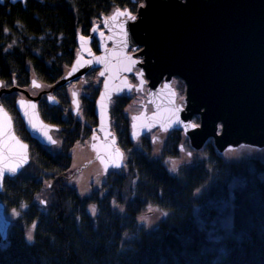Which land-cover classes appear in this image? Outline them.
<instances>
[{"label": "trees", "instance_id": "1", "mask_svg": "<svg viewBox=\"0 0 264 264\" xmlns=\"http://www.w3.org/2000/svg\"><path fill=\"white\" fill-rule=\"evenodd\" d=\"M137 0H25L0 4V80L2 86L27 88L35 77L56 83L74 62L76 36L86 34L94 19L113 7L133 8ZM90 92V91H89ZM63 86L56 105L39 102L40 116L58 125L57 147L50 149L29 137L15 110L18 92L1 96L15 118V131L28 143L29 162L5 177L0 201L6 213L16 210L6 240L0 238V264H264V161L223 159L210 146L199 158L168 160L179 154L176 140L151 155L150 147H133L125 97L109 107L116 142L128 152L123 171L106 174L99 189L80 194L67 181L73 146L97 125L95 95L85 97L79 114H64ZM231 189L227 220L215 230V202ZM133 179L135 181L133 182ZM148 207L164 211L151 229L139 225ZM94 209V211H93ZM33 227L31 241L26 231Z\"/></svg>", "mask_w": 264, "mask_h": 264}, {"label": "water", "instance_id": "2", "mask_svg": "<svg viewBox=\"0 0 264 264\" xmlns=\"http://www.w3.org/2000/svg\"><path fill=\"white\" fill-rule=\"evenodd\" d=\"M7 1L10 4L25 2ZM4 2L5 0H0V4ZM159 4L161 7H167L162 1H159ZM194 5L197 10L193 8ZM151 6H148L147 14L126 28L128 31L123 39L102 54L93 55L88 41L90 38L79 36L77 38L79 52L89 59L74 75L83 74L97 60L115 53H121L122 58L127 45L140 39L143 42L139 43L146 48L162 54L160 58L163 61L180 66L181 63H188L190 71L186 77V93L191 100L198 101L204 106L205 110L201 117L204 126L214 122L222 111V106L227 103L226 112L222 116L223 128L226 130L242 121L245 127L251 129L264 127V0H221L214 4L206 0H188L184 7L173 5L175 6L173 12L169 9L157 11ZM150 24H156L154 35L159 36L161 41L167 40V44L158 47L146 41L148 38H142L145 27ZM167 36L172 37L169 40ZM182 53L184 56L180 57ZM66 80L67 78H63L34 95L26 88L15 85L4 87L0 80V173H2L0 191L4 178L17 175L29 162L28 143L15 132L11 115L3 107L1 96L14 91L22 93L23 96L16 98L14 107L25 130L29 137L40 145L52 146L57 144L53 131L57 130L58 126L45 122L37 105L44 92L48 93L46 94L48 103L57 104L58 101L51 92ZM30 81V87L41 86V82L34 77ZM143 82L142 78L139 79L138 87ZM167 90L168 85L165 84L164 91ZM76 92L73 90L70 93L73 113L78 111L79 106ZM151 97L154 105L160 107L162 113L174 112L172 100L161 105V100L156 94ZM140 121L133 131L136 134L141 133L140 131L148 125L145 116ZM13 168L16 169L15 172L11 171ZM10 223L0 201L2 242L6 240V231Z\"/></svg>", "mask_w": 264, "mask_h": 264}, {"label": "rangeland", "instance_id": "3", "mask_svg": "<svg viewBox=\"0 0 264 264\" xmlns=\"http://www.w3.org/2000/svg\"><path fill=\"white\" fill-rule=\"evenodd\" d=\"M159 1H162L165 6L161 7ZM221 0H207L208 3L214 4ZM188 0H137L133 8L113 7L111 11L102 18L109 25L117 23L121 20L122 26L131 25L139 17L148 13V6L152 5L155 10L163 11L169 9L173 12V5L183 6ZM126 11L128 14L136 17L135 20H130L128 15L116 16L117 11ZM115 18L113 19L112 17ZM120 18V19H118ZM100 21H94V24H99ZM121 25V24H120ZM156 25V24H155ZM120 33L116 34L117 38L113 41H119L125 37L128 29L119 28ZM153 35L146 41L160 47L167 40H159V36ZM167 36V39L170 40ZM140 39L135 40L125 48L124 56L121 58V53L113 56L105 57L99 60L95 65L96 71L90 78L83 80L80 84L77 82L66 83L63 88L65 96L63 109L64 114L70 112L72 105L69 104L70 89L79 88V93L88 95L89 91L95 95V113L98 117V123L89 128V133L84 139H81L73 146L71 165L65 172L67 181L74 185L77 191L82 194L87 187L99 189L105 180L106 174L110 171H123L125 169V161L128 157V152L123 150L116 142L115 131L112 128V119L109 113L111 101L115 97H127L126 104L123 106L122 112L127 119L128 135L130 143L133 147L151 149V155H155L165 146H170L165 140L173 138L179 146V154L176 157H170L168 162L169 170L179 162L193 161L202 153L203 147L210 145L216 153L223 159L228 161L240 160L242 157L258 158L264 161V127L251 129L245 127V123L239 122L233 128L226 130L223 128V117L226 112L227 103L222 106L215 121L208 126L202 123V113L205 110L200 102L191 100L186 93V81L190 71L188 63L171 64L168 61H163L162 54L152 52L148 48L142 46ZM109 44V43H108ZM107 44V45H108ZM106 47V46H104ZM80 54V53H79ZM75 65L69 73L78 69L87 59L80 54ZM184 54L182 53L183 57ZM94 65V64H93ZM118 66V67H117ZM116 67L119 68L117 73ZM154 67V68H153ZM153 68V69H152ZM128 69H131L130 71ZM180 71V72H179ZM102 72L103 75L101 74ZM141 73L144 83L138 88L139 80L132 74ZM109 76L112 77L109 80ZM165 84L168 85V91L163 93ZM40 88L28 86L27 89L33 95L39 89L48 88L47 84H40ZM62 86V84H61ZM93 90H96L93 91ZM152 93H155L161 101L172 100L174 102V112L171 114L162 113L160 107H156L153 103ZM53 95L60 100L58 94ZM23 96L22 93L17 95ZM44 102L41 100L40 103ZM164 104L163 102L160 103ZM11 115L13 125L15 118ZM143 116L148 119V125L143 128L141 133L136 134L134 128L142 120ZM195 125L196 127H189ZM15 130V127H14ZM56 145L48 146L53 149ZM191 153V155H189ZM119 163V167L115 164ZM173 172V171H172ZM135 179H133V182ZM239 180L233 177L228 183V195L225 198H219L215 202L207 203L217 210V218H213L210 224L215 230L223 221L227 220L229 199H231V189L236 187ZM165 212L157 207H148L143 213L138 216L139 225L145 229L154 228L164 217ZM18 215L16 210L6 213L9 221L13 220ZM218 224V225H217ZM33 227H29L26 231V239L31 241Z\"/></svg>", "mask_w": 264, "mask_h": 264}, {"label": "flooded vegetation", "instance_id": "4", "mask_svg": "<svg viewBox=\"0 0 264 264\" xmlns=\"http://www.w3.org/2000/svg\"><path fill=\"white\" fill-rule=\"evenodd\" d=\"M109 11H111V10H109ZM109 11L108 12H106V13H104V14H101L97 19H94V21H100L99 22V24H94V21L92 22V24H91V26L89 27V29H88V31L86 32V34H78L77 36H76V47H77V49H76V51H75V56H74V62H72L69 66H67L66 68H65V70H64V73H63V78H67V80L65 81V82H63V83H60V84H62V86H64L66 83H72V82H77L78 81V83H82L83 82V80L85 81V79H87V78H90L96 71H98V69L96 70V68H97V66L95 65L99 60H102V59H99V60H97L96 61V63L93 65V66H91L90 68H88V69H86L85 70V72L83 73V74H81V75H77V76H75L74 75V73L75 72H77L78 70H80V68L86 63V61L89 59L88 57H86L84 54H82L81 52H79L80 50H79V48H78V44H77V38L79 37V36H84V37H88V38H90V40H88L89 41V46H90V48H91V50H92V52H93V55H99V54H102L104 51H106V49H109V48H112L118 41H113L112 39H114V38H117L115 35L116 34H118V33H120L121 32V30L119 29V28H127V27H129V26H126V27H124V26H122L123 24L121 23V20H119L117 23H113L112 25H109L108 24V22H106V21H104V23H102L101 21H102V18H103V16H105V15H107L108 13H109ZM118 19H120V18H118ZM139 19V18H138ZM137 19V20H138ZM135 22V21H134ZM133 22V23H134ZM121 24V25H120ZM118 32V33H117ZM109 43V44H108ZM133 43V42H132ZM132 43H129L128 45H127V47L126 48H128V46L130 45V44H132ZM108 44V45H107ZM104 46H106V47H104ZM142 46H144L145 47V45H143L142 44ZM146 48V47H145ZM118 52H120V51H118ZM124 52H125V50H124ZM82 55V56H84L87 60L86 61H84L83 62V65H81L78 69H76L75 71H73V72H71V73H69V71L71 70V68H73L74 67V65H75V63H76V61L78 60V57H81L80 56V54ZM115 54H117V53H115ZM115 54H113V55H115ZM113 55H111V56H113ZM124 56V54L122 55V57ZM109 57V56H108ZM118 67V66H117ZM116 67V70H114L115 71V73H117L118 71V69L119 68H117ZM154 68V67H153ZM152 68V69H153ZM102 73H104V72H102ZM101 73V74H102ZM72 75H74V76H72ZM133 76L135 75L137 78H138V80L139 79H143V76H142V74L141 73H137V74H132ZM112 79V77L111 76H109V80H111ZM144 83V82H143ZM143 85V84H142ZM141 85V86H142ZM50 86V85H49ZM61 86V85H60ZM141 86H139L138 88H140ZM45 89H47V88H43V89H39L38 90V92L39 91H41V90H45ZM76 90L77 92V96H78V104H79V106H78V111L76 112V113H73L72 112V108H71V110H70V113L72 114V115H74L75 117L77 116V118H80V115L81 114H79L80 113V111H81V106H82V104H83V101H84V99H85V97H87V95H85V94H81V93H79V88H71L70 89V93L73 91V90ZM93 91H95L96 92V90H93ZM168 91V90H167ZM167 91H163V93L166 95L167 94ZM37 92V93H38ZM36 93V94H37ZM53 93L55 94L56 93V88L54 89V90H52V92H51V94L53 95ZM69 93V94H70ZM91 93H93V92H91ZM90 92L88 93V94H91ZM46 94H48V93H46V92H44V93H42L41 94V98H40V100H39V102H41V100H43L44 101V103L46 102V103H48L47 102V100H46ZM153 94H155V93H152L150 96H152ZM71 99H72V95L70 94V99H69V104L71 103ZM96 99V98H95ZM94 99V100H95ZM125 99H126V101H127V97H125ZM57 100H58V98H57ZM38 102V103H39ZM166 103V102H168L167 100H165V101H161V103Z\"/></svg>", "mask_w": 264, "mask_h": 264}, {"label": "snow or ice", "instance_id": "5", "mask_svg": "<svg viewBox=\"0 0 264 264\" xmlns=\"http://www.w3.org/2000/svg\"><path fill=\"white\" fill-rule=\"evenodd\" d=\"M124 15H128V18H129L130 20H135V19H136L135 16L128 14L126 11H119V10H118L117 13H116V16H124ZM112 18L114 19L115 16L112 17ZM128 70L130 71L131 69H128ZM102 75H103V73H102ZM36 86L38 87V85H36ZM189 127H196V126H195V125H189ZM49 139H51V137H49ZM53 142H54V141H53ZM189 155H191V153H189ZM115 166H116V167H119L120 165H119V163H116ZM11 171H12V172H15L16 169L13 168V169H11ZM172 171H175V166L173 167ZM0 175H2V173H0ZM93 211H94V209H93ZM30 238H31V237H29V239H30Z\"/></svg>", "mask_w": 264, "mask_h": 264}, {"label": "bare ground", "instance_id": "6", "mask_svg": "<svg viewBox=\"0 0 264 264\" xmlns=\"http://www.w3.org/2000/svg\"><path fill=\"white\" fill-rule=\"evenodd\" d=\"M193 8L195 10L198 9L195 5L193 6ZM145 28L146 29H145V32H143L142 38H149V37H151L153 35V30L155 29V25L154 24H150V25L146 26Z\"/></svg>", "mask_w": 264, "mask_h": 264}]
</instances>
